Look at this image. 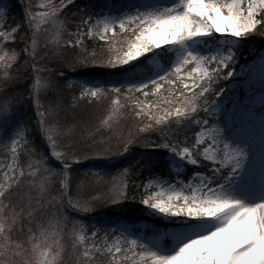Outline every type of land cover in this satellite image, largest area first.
<instances>
[{
	"label": "snow or ice",
	"instance_id": "snow-or-ice-1",
	"mask_svg": "<svg viewBox=\"0 0 264 264\" xmlns=\"http://www.w3.org/2000/svg\"><path fill=\"white\" fill-rule=\"evenodd\" d=\"M0 264H264V0L0 3Z\"/></svg>",
	"mask_w": 264,
	"mask_h": 264
},
{
	"label": "trees",
	"instance_id": "trees-1",
	"mask_svg": "<svg viewBox=\"0 0 264 264\" xmlns=\"http://www.w3.org/2000/svg\"><path fill=\"white\" fill-rule=\"evenodd\" d=\"M0 3H7V0H0ZM245 55H247V53H245ZM114 171V169H113ZM150 222H152L151 220H149Z\"/></svg>",
	"mask_w": 264,
	"mask_h": 264
},
{
	"label": "rangeland",
	"instance_id": "rangeland-1",
	"mask_svg": "<svg viewBox=\"0 0 264 264\" xmlns=\"http://www.w3.org/2000/svg\"><path fill=\"white\" fill-rule=\"evenodd\" d=\"M148 222H150V221H148Z\"/></svg>",
	"mask_w": 264,
	"mask_h": 264
}]
</instances>
